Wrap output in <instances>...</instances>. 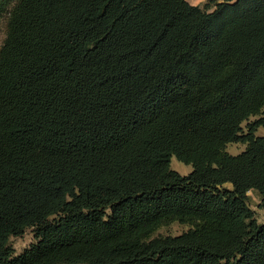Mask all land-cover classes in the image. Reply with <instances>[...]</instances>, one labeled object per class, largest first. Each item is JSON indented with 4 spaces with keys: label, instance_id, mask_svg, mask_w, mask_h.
Returning a JSON list of instances; mask_svg holds the SVG:
<instances>
[{
    "label": "trees",
    "instance_id": "16d2710c",
    "mask_svg": "<svg viewBox=\"0 0 264 264\" xmlns=\"http://www.w3.org/2000/svg\"><path fill=\"white\" fill-rule=\"evenodd\" d=\"M5 15L0 264H264V0H0ZM174 222L190 227L155 236Z\"/></svg>",
    "mask_w": 264,
    "mask_h": 264
},
{
    "label": "rangeland",
    "instance_id": "374dc122",
    "mask_svg": "<svg viewBox=\"0 0 264 264\" xmlns=\"http://www.w3.org/2000/svg\"><path fill=\"white\" fill-rule=\"evenodd\" d=\"M207 1V0H206ZM205 1V2H206ZM205 2L201 3L200 5L204 4ZM7 35V16H3L0 19V48L6 38ZM255 119V118H252ZM259 134L263 135L264 130L261 128L258 132ZM246 148V144L241 142H233L227 145V150L232 154H238L242 152ZM171 167L182 174H188L192 171L193 166L191 164H186L180 161L176 156H173L171 159ZM250 204L253 210H255V214L257 219L260 222L264 221V210L260 207L261 197L256 191H250ZM189 225L181 224L179 222H174L169 225L162 226L159 228L155 236L159 235H169V234H180L183 231L189 229ZM33 242H35V234L33 229H27L24 234L20 236H12L10 239V243L13 246L15 253L20 254L23 250L30 246Z\"/></svg>",
    "mask_w": 264,
    "mask_h": 264
},
{
    "label": "crops",
    "instance_id": "0c3cea01",
    "mask_svg": "<svg viewBox=\"0 0 264 264\" xmlns=\"http://www.w3.org/2000/svg\"><path fill=\"white\" fill-rule=\"evenodd\" d=\"M192 4H201L205 2L206 0H189Z\"/></svg>",
    "mask_w": 264,
    "mask_h": 264
}]
</instances>
